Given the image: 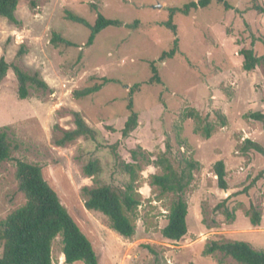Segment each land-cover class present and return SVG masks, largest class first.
<instances>
[{
    "label": "rangeland",
    "instance_id": "374dc122",
    "mask_svg": "<svg viewBox=\"0 0 264 264\" xmlns=\"http://www.w3.org/2000/svg\"><path fill=\"white\" fill-rule=\"evenodd\" d=\"M196 1L35 0L32 8L21 0L15 12L18 24L0 18V58L11 66L0 84V131L13 148L0 164V222L25 204L15 178L16 164L22 161L41 168L92 244L98 264H237L220 253L204 255L214 241H242L264 251V155L243 150L245 140L264 149L263 124L249 118L255 112L264 114V69L244 71L239 54L242 49H252L258 57L264 53L259 41L264 37V13L254 8L264 9V0H226L229 11L212 3L188 15L177 13L172 20L176 35L161 25L168 21L169 10ZM66 11L91 25L98 13L120 25L105 28L87 46L90 31L66 20ZM53 32L74 46L51 45ZM174 39L178 53L156 63L162 84L147 85L149 63L168 52ZM14 66L38 74L49 90L29 86L27 98L21 100ZM101 78L111 82L99 92L82 99L72 96L75 90L100 84ZM135 84H140L132 96L138 127L123 139L119 131L129 114L128 91ZM73 111L99 135L95 141L80 138L59 148L56 141L63 131L74 128ZM188 112L201 121L183 118ZM218 113L225 117V126ZM207 123L213 126L208 139L201 131ZM136 147L143 154L136 162L139 206L129 214L135 233L126 239L110 229L106 216L84 208L82 189L123 188L129 177L119 163H134L130 151ZM163 153L175 166L181 157L199 163L183 192L187 232L178 241L161 233L176 196L150 184L151 176L162 170L149 158ZM94 159L101 173L92 179L83 174V166ZM218 161L225 166L226 191L218 187L214 173ZM225 199L232 219L216 210ZM251 205L260 213L258 226L250 222ZM51 256L53 264H65L59 236Z\"/></svg>",
    "mask_w": 264,
    "mask_h": 264
},
{
    "label": "trees",
    "instance_id": "16d2710c",
    "mask_svg": "<svg viewBox=\"0 0 264 264\" xmlns=\"http://www.w3.org/2000/svg\"><path fill=\"white\" fill-rule=\"evenodd\" d=\"M21 0H0V18H4L10 23L18 24L15 12ZM30 7L35 8V0H28ZM212 3L223 6L225 11L232 9L226 0H197L184 5L182 8L169 10L168 21L161 25L176 35V26L172 20L175 14L188 15L192 11L205 9ZM254 8L264 13V9L257 6ZM66 20L81 25L90 31L87 46L91 45L95 36L102 30L110 26H119L120 23L115 20L106 19L101 14H97L93 25L89 24L81 17L73 13L65 12ZM264 49V37L260 38ZM51 45L58 47L74 46L70 41L62 38L53 32L50 40ZM22 51L19 52V55ZM178 53V40L174 39L172 48L168 52L161 54L156 62L149 63L151 77L146 82L147 85H160L162 81L156 68L157 62H163L166 59L175 57ZM243 58L242 68L246 72L253 71L257 67L264 69V53L256 56L252 49H242L239 52ZM18 84V97L24 100L28 96L29 86H33L43 91H48L49 87L39 78L38 74H28L20 68L12 67ZM11 66L0 58V84L7 76ZM111 82L106 78H101L100 84L86 87L81 90H75L72 96L75 99H82L93 95L101 90L103 85ZM140 88V84L133 85L128 91L127 110L129 112L122 129L119 131L123 139H127L138 127V114L133 110V94ZM74 128L64 130L60 140L56 141L57 146L63 147L80 138L95 141L99 135L98 131L91 128L79 112L73 111ZM221 126H225L226 120L221 113L217 114ZM183 118H193L197 122L201 117L194 112H188ZM249 118L263 124L264 114L255 112L249 115ZM213 126L207 123L202 127V134L205 138H210ZM114 131L113 128H110ZM198 130L196 129V132ZM12 145L5 131H0V164L10 157ZM140 147L130 151L131 159L134 163H119L122 171L128 175L129 181L123 187L119 188L111 185H97L94 188L84 187L82 193L85 197L84 208L88 211H96L107 217L110 229L119 236L129 239L135 233V227L129 217L138 206V193L135 189L137 181L136 164L139 156L143 154L138 152ZM243 150H254L264 155V149L257 143L245 140ZM151 157V155H148ZM150 164L162 170L161 175L151 176V185L158 187L161 193H172L176 200L171 205L167 214V224L162 229V236L169 241L181 240L187 232V213L188 206L183 199V192L190 186L194 178V171L198 169L199 163L192 159L179 158L178 165L174 163L163 153L155 160L149 158ZM101 173V167L98 160H90L83 166V174L86 177L95 179ZM214 173L217 178L218 187L221 190H228L226 183V171L222 161L214 165ZM15 178L18 191L25 197V204L13 211L5 220L0 222V243L2 244V254L0 255V264H53L51 250L53 241L56 237H61L62 241V259L65 264H74L82 262L83 264H98L96 253L88 238L81 232L70 214L61 204L57 193L44 179L41 168L38 165L19 161L16 164ZM225 201L216 207V210H222V213L228 219L234 217V213L225 206ZM248 214L253 226L260 224V213L258 209L251 205ZM220 253L224 257H230L237 264H264V251L255 250L249 243L242 241L229 242H211L204 249L203 254L212 256Z\"/></svg>",
    "mask_w": 264,
    "mask_h": 264
}]
</instances>
